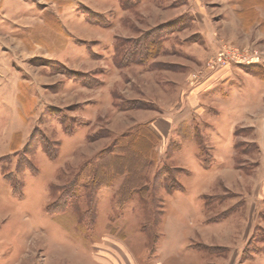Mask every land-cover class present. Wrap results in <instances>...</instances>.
Segmentation results:
<instances>
[{"label":"rangeland","instance_id":"374dc122","mask_svg":"<svg viewBox=\"0 0 264 264\" xmlns=\"http://www.w3.org/2000/svg\"><path fill=\"white\" fill-rule=\"evenodd\" d=\"M0 264H264V0H0Z\"/></svg>","mask_w":264,"mask_h":264},{"label":"crops","instance_id":"0c3cea01","mask_svg":"<svg viewBox=\"0 0 264 264\" xmlns=\"http://www.w3.org/2000/svg\"><path fill=\"white\" fill-rule=\"evenodd\" d=\"M1 238V237H0Z\"/></svg>","mask_w":264,"mask_h":264}]
</instances>
